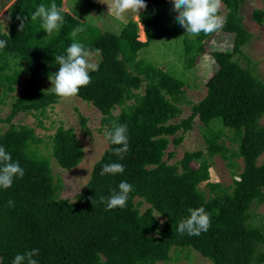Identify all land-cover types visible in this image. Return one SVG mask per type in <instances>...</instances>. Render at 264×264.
Instances as JSON below:
<instances>
[{"label":"trees","instance_id":"16d2710c","mask_svg":"<svg viewBox=\"0 0 264 264\" xmlns=\"http://www.w3.org/2000/svg\"><path fill=\"white\" fill-rule=\"evenodd\" d=\"M243 1L222 0L226 23L221 30L231 35V46L209 52L216 68L204 82L205 93L178 121L173 119L181 112L183 80L138 58L140 49L166 36L181 35L184 70L204 51L210 35L187 34L176 22L173 0H145L147 8L136 13L137 20L129 19L116 33L63 10L61 0H13L6 7L8 26L0 30V39L7 42L0 49V105L18 77L25 73L27 78L8 113L0 117V123H7L0 128V146L25 174L14 178L11 187L0 188V264H11L16 254L32 249L39 250L34 257L38 264H154L169 260L171 249L190 248L212 264L264 263V209L260 222H252L258 216L251 211L252 206H264V162L256 163L264 152V124L259 123L264 82L248 62L242 65L235 58L250 39L238 15ZM260 1L262 8L250 14L257 24L264 21V0ZM52 3L65 19L60 31L48 36L31 15L40 4ZM138 23L143 41L137 39ZM77 26L83 31L75 39L98 54V70L90 72L91 83L80 87L75 97L99 111L104 137L114 121L126 125L129 149L121 159L113 153L117 146L105 138L106 148L91 165L86 182L68 200L57 195L61 186L53 179L51 162L67 170L81 160L82 147L73 128L57 126L50 136V152L44 155L36 147L40 138L34 129L11 119L18 113H42L61 98L40 88L36 77L58 72L55 56L66 53ZM194 117L205 128L204 150L184 151L168 163L173 155L170 151L163 158L168 143L178 145ZM84 121L79 116L81 125ZM211 125L230 130L235 148H228L219 139L220 129ZM214 155L234 175L229 187L209 181L208 159ZM233 158L242 162L237 173ZM113 162L123 164L124 172L102 176L103 165ZM121 181L133 189L126 206L106 210L99 198L118 191ZM203 182L206 193L199 188ZM200 206L211 216L210 228L199 236L181 235L176 230L179 222L190 215V208Z\"/></svg>","mask_w":264,"mask_h":264},{"label":"rangeland","instance_id":"374dc122","mask_svg":"<svg viewBox=\"0 0 264 264\" xmlns=\"http://www.w3.org/2000/svg\"><path fill=\"white\" fill-rule=\"evenodd\" d=\"M12 1L0 0L1 31H6L7 29L9 18L6 7ZM104 2L102 3L101 0H61V8L83 21L91 22L100 29L113 33L118 32L129 19L137 20L136 13L131 11L124 18L118 19L116 17L114 0H104ZM108 4L113 5L111 12H109ZM255 8H262L260 0H244L239 7L238 15L241 17L242 25L250 33V39L242 47L241 54L235 56V58L242 65H245V61L248 62L254 69V73L264 82V21L261 24H257L251 19V11ZM225 12L226 9L222 4L220 14L224 16ZM180 38L181 35L158 38L147 47L138 51V58L149 60L183 80L184 99L182 103L178 104L181 112L173 121H178L180 118L187 116L190 112V105L203 97L205 93L204 82L216 68L209 52L216 49H229L232 37L222 30L210 35L204 41V51L196 57L193 64L187 70L183 69ZM137 39L141 41L145 39L140 23H138ZM92 60L96 63L98 54L93 53ZM26 78L27 74L25 73H22L18 77L17 82L14 84V90L8 93L4 104L0 105V117L8 113L10 101L20 93ZM36 79L40 88L52 90L50 89L52 84L49 77L39 76ZM79 116L85 120L84 125L79 123ZM99 119L100 113L94 106L74 96L71 98H60L51 107L44 109L42 113H18L11 119V122L31 126L35 134L40 138V142L36 147L44 155H48L50 152V136L57 126L61 125L73 128L75 138L82 147L81 160L75 167L67 170L60 169L55 163L51 162L53 179L56 182L58 181L61 186L57 195L68 200H73L77 191L86 182L91 165L106 148V140L102 134L103 129L100 128ZM259 123L264 124V115L259 119ZM5 127H7V123H0L1 129ZM210 128L213 130L219 128L221 132L219 139L228 148H235L236 144L229 139L232 136L230 130L222 128L219 125H211ZM204 131V126L197 117H194L191 129L182 134L181 142L176 146L171 142L168 143L163 158H166L167 152L172 151V157L167 160L168 163H171L178 160L184 151H203L205 143L202 134ZM208 161L210 163L209 181H217L222 186L229 187L234 175L227 168L225 161L218 155L210 157ZM233 161L236 163V167L233 170L237 173L242 166V162L239 158H233ZM261 162H264V152L256 159L257 164ZM192 166H195V163H192ZM199 188L203 189L205 193L207 192L204 182L199 184ZM143 207H145V204L140 207V210ZM263 209V205L251 207V211L258 216L256 220H251L252 222L263 220V218H260ZM158 220L161 223L162 218L158 217ZM169 255L171 257L169 260L158 261L154 264H212L207 258L202 257L192 248L189 250L171 249Z\"/></svg>","mask_w":264,"mask_h":264},{"label":"clouds","instance_id":"9594fccd","mask_svg":"<svg viewBox=\"0 0 264 264\" xmlns=\"http://www.w3.org/2000/svg\"><path fill=\"white\" fill-rule=\"evenodd\" d=\"M105 3L104 0H101ZM109 12L113 5H109ZM116 17L124 18L129 11L140 14L147 5L145 0H114ZM222 0H173L172 10L177 13L176 22L186 30L187 34L195 37L203 33L205 36L219 32L226 23V18L220 14ZM41 22V28L45 30L48 36L58 33L64 24V15L55 3L48 6L40 4L31 15V20ZM25 24L22 22L19 29L22 31ZM83 31L81 26L75 27L70 36L73 42L66 48V53L55 56V62L59 65L58 72L51 74L52 91L61 98H71L78 94L79 88L91 83L90 72L98 70V64L93 62V52L83 43L75 38ZM7 42L0 39V49L6 47ZM99 50H97L98 52ZM105 138L113 148V153L123 159L124 154L129 149L127 126L112 124L111 130L105 132ZM124 172V166L121 163L113 162L104 164L101 175L121 174ZM24 169L18 161H13L11 154L0 146V188L7 189L12 186L14 178H22ZM132 185L127 181H121L118 185V191L112 190V194L105 198L101 196L100 202L106 203V210H112L117 207L124 208L128 201L129 193L132 191ZM11 206L12 201L8 202ZM190 215L182 219L177 231L183 235L187 233L190 236H199L202 232L208 231L211 226V216L203 206L189 209ZM38 249L25 251L23 254H16L11 264H38L34 259L38 255Z\"/></svg>","mask_w":264,"mask_h":264}]
</instances>
